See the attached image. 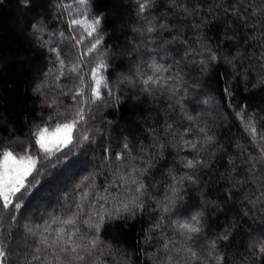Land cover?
<instances>
[{"label":"snow or ice","instance_id":"obj_1","mask_svg":"<svg viewBox=\"0 0 264 264\" xmlns=\"http://www.w3.org/2000/svg\"><path fill=\"white\" fill-rule=\"evenodd\" d=\"M19 3L24 9L38 10L28 34L43 50L45 64L34 70L32 93L39 98L41 109L50 111L47 120L41 117L32 123L23 140L9 138L0 144V203L5 212L12 208L20 212L24 207L25 195H31L29 186L40 183L32 184L29 177L35 179L38 165L43 166L41 160L51 163L53 158L59 160L57 154L67 159L65 149L83 150L97 142L96 134L103 137L100 128L87 127L101 105L118 107L128 98H164L171 101L168 111L178 106L181 119L189 126L181 133L183 125L168 123L173 117L166 112L162 130L153 127L146 137L151 141L148 147L156 149L147 158L143 141L136 149L125 136L117 140L114 151L109 137L108 145L102 147L99 170L80 177L72 203L62 206L60 214L54 212L43 224L25 223L21 243H15L12 231L21 227L18 217L10 216L7 242L0 238V264H109L106 255L114 248L103 233L116 222L126 227L146 212L144 264H229L230 255L232 264H264V231L249 237L237 259L230 250L239 247L236 229L240 221L218 230H212L210 223L221 197L223 203L239 199L244 217L257 206L264 211V114L258 109L250 111L248 104L231 103L236 95L232 83L243 84L249 94L264 91V0H237L223 8L224 15L215 10L223 0L215 9H205L201 0H191V6L189 0H167L160 14V0H129L133 35L128 38L122 32L125 42L117 37L110 45L106 39L110 36L103 31L108 14L96 8V0ZM169 13L172 17L182 14L181 22H171ZM188 17L193 18L195 47L185 34ZM49 18L55 24L52 28L46 22ZM211 24L222 29L215 46L205 34ZM166 33L170 38H165ZM159 49L165 50L163 56L152 55ZM221 63L231 69L232 76L221 99L231 98L228 107L233 108L247 145L237 143L234 153L217 146L215 134L207 126L196 127V116L185 109L189 88L199 89L201 77ZM193 71L200 75L189 83ZM220 75L227 80L229 73ZM210 99L201 103L207 105ZM14 144L23 145L22 151L17 152ZM169 149L178 159L167 167L164 192L158 196L150 191L155 186L146 179L161 162L167 163ZM99 176H104L103 185L96 182ZM193 194L199 198L196 204L189 203ZM260 219L264 221V215ZM121 264H132L126 251Z\"/></svg>","mask_w":264,"mask_h":264},{"label":"trees","instance_id":"obj_2","mask_svg":"<svg viewBox=\"0 0 264 264\" xmlns=\"http://www.w3.org/2000/svg\"><path fill=\"white\" fill-rule=\"evenodd\" d=\"M181 2H185V0H181ZM201 2L205 9L209 6H213L215 9L216 4H221V0H201ZM235 2L237 0H223L221 7L215 10L224 15L223 8ZM166 5L167 0H160V9L157 14L163 13ZM189 6H191V0H189ZM131 7L129 0H96V8L108 14L103 31L110 36V38L106 37L109 45L115 43L117 37H119L121 43H124L125 37L121 34L122 32H126L128 38L132 37L133 33L130 25L133 20L129 15ZM37 11L35 8L24 9L20 5L19 0H0V144H6L9 138L19 137L23 140L28 135L32 123L39 122L41 117L47 120L49 115L50 110L47 108L42 110L39 98L32 93L34 70L45 64V55H42L43 50L35 46L28 34L31 22ZM181 15L172 17L169 13V19L173 23H180ZM204 15L211 19V16L206 11ZM192 19V17H188L184 21L189 25L185 34L192 39L193 47H195V34L191 29ZM46 22L50 28L55 26L51 18ZM227 22V20L224 21L225 24ZM221 30L216 24L208 25L205 28V34L208 38H211L213 46L219 40ZM47 38V35H45L44 39ZM165 38H170L167 33ZM164 51V49H159L157 52H153L152 55L161 57L164 55ZM119 70L117 69V71ZM224 72L229 73L227 80L220 75ZM230 73L231 69L221 63L203 75L200 79L199 89L189 88L185 109L188 113L196 116V127L207 126L210 132L215 134L218 142L217 146L223 145L225 151L234 153L236 152L235 145L237 143L243 146L247 145L241 139L243 129L235 118L233 108L228 107L231 98L224 97L221 99L223 89L229 86V82L232 81ZM198 75H200L198 71H193L189 78V83L194 82ZM232 87L236 89L235 100H231L233 106L248 104L250 105V111L258 109L264 114V91L249 94L244 91L243 84L232 83ZM209 97L211 99L207 105L201 103V101ZM65 103H70V101L65 100ZM169 103L171 101L164 98L153 100L142 97L141 100L122 99L118 107L101 105L100 110L95 113V119L90 120L87 127L95 126L100 128L103 133L102 138L99 134H96L94 139L97 142L90 146H85L83 150L71 148V151H69L65 149L64 152L67 159H65V156L57 154L59 160L53 158L51 163L41 160L43 166L38 165V172L33 174L35 179L29 177V181L32 184H36L37 180L40 183L35 188L29 186L31 195H25L24 207L20 212H17L15 208H12L10 212H5L2 203H0V216L3 217V222L0 223V238H4L7 242L8 231L11 227L9 224L11 215L18 217V223L21 227L12 229V231L16 238L15 243H21L23 240L21 235L22 226L25 223L32 225L36 223L43 224L54 212L60 214L63 211L62 206L70 205L74 196L73 188L80 177L90 171L99 170L102 147L108 145L109 137H111L113 142L114 151L118 150L116 148L117 140H122L125 136L129 137L136 149L140 148V141H143L144 155L147 158V153L154 152L156 149L148 147L151 141L146 139V137L150 134V129L153 127L162 130L166 120V112L173 117V119L167 120L168 123L183 125L179 129L182 133L184 128L189 126V122L186 119H181L178 106L174 112H169L167 109ZM63 110V107H61L60 111ZM109 121L112 123L109 124ZM193 131H195V128ZM11 133H14V136L10 137ZM188 138L194 140L197 137L189 136ZM12 147H15L17 152H21L23 145L14 144ZM168 152L171 154L166 153L167 163L161 162V165L153 170L152 174L146 179V183L155 186L150 187V191L158 196H162L164 192V173L167 167L178 159L174 150L169 149ZM35 154L33 152V155ZM181 154L183 155L184 153ZM133 155H136V153L134 152ZM224 160L226 162V156ZM73 163L82 164L83 167L76 165L78 168L73 170L74 172L70 176L65 171L68 169L70 171ZM53 164L57 166L53 168ZM182 172L183 169H181L180 174ZM105 175L107 174L105 173ZM108 179L112 178L108 177ZM207 179L208 177H205V180ZM96 182L103 185L105 182L104 176L97 177ZM48 185L52 188V191L47 188ZM55 191L57 192L56 195L54 194ZM65 194L68 196L67 200L64 199ZM52 197L54 199L51 200ZM198 199L193 194L189 203L196 204ZM222 201L223 197H221L219 209L211 212L210 223L212 230H218L219 227H223L226 223L231 224L236 220L240 221L236 229V243L239 247L230 250V253L235 252L236 258L239 259L243 255L244 245H246L249 237H258L264 231V221L260 219V216L264 215V211L257 206L256 209L249 211V216L244 217L242 215L244 207L239 199L235 202L228 201L227 203ZM156 214L158 215L159 213ZM147 217L148 213L146 212L144 217L138 215L136 220L129 222L126 227L121 222H116L107 228L103 233L104 239L111 243L114 248L111 255H106L109 264H121L122 253L125 251L132 256V264H144L145 255L141 249L145 247L143 229L147 227ZM229 264H232L231 255Z\"/></svg>","mask_w":264,"mask_h":264},{"label":"rangeland","instance_id":"obj_3","mask_svg":"<svg viewBox=\"0 0 264 264\" xmlns=\"http://www.w3.org/2000/svg\"><path fill=\"white\" fill-rule=\"evenodd\" d=\"M76 165H78V166H82V167H83L82 164L80 165V164L73 163V164L71 165V166H72V167H71L72 169H70V171H69V169H68L67 171H65V173H68V174L71 176V175L73 174V172H74L73 170H76V168H78V166H76ZM57 182H58V181H57ZM57 182H56V183H57ZM47 188H50V186L48 185ZM50 190L52 191V188H50ZM56 193H57V192L55 191L54 194L56 195ZM55 198H56V196H55ZM52 199H54V197H52L51 200H52Z\"/></svg>","mask_w":264,"mask_h":264}]
</instances>
